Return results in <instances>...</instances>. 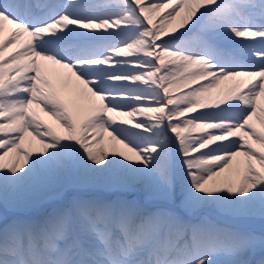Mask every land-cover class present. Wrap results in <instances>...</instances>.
Returning a JSON list of instances; mask_svg holds the SVG:
<instances>
[{
    "label": "snow or ice",
    "instance_id": "1",
    "mask_svg": "<svg viewBox=\"0 0 264 264\" xmlns=\"http://www.w3.org/2000/svg\"><path fill=\"white\" fill-rule=\"evenodd\" d=\"M48 194L0 264H254L264 0H0V206Z\"/></svg>",
    "mask_w": 264,
    "mask_h": 264
},
{
    "label": "rangeland",
    "instance_id": "2",
    "mask_svg": "<svg viewBox=\"0 0 264 264\" xmlns=\"http://www.w3.org/2000/svg\"><path fill=\"white\" fill-rule=\"evenodd\" d=\"M75 191L74 190H71L65 197V194L63 195V199L66 201L68 199H71V197L73 195H75ZM49 197H53V195L51 194H48L47 198ZM46 198V199H47ZM60 202H54L52 203L51 205H48L47 206V210H51L52 208L56 207ZM43 205L41 204L39 208L37 209H23V211H25L26 213H32V212H38V210L42 207ZM14 211V209L12 210L11 208L8 209L7 211H5V209L3 208V206H0V223L2 224L3 223V220L5 217L7 218H13L14 216L13 215H20V214H16V212H12ZM213 218H216V219H219L217 218L215 215L213 214H210ZM228 223H231L232 221H226ZM249 227L255 229V231L260 234L261 232V224H255V223H251L250 225H248ZM258 252L260 253L261 251L259 249H257ZM262 257H264V252L263 254L259 257V258H256L253 260L254 264H256V262H258Z\"/></svg>",
    "mask_w": 264,
    "mask_h": 264
},
{
    "label": "bare ground",
    "instance_id": "3",
    "mask_svg": "<svg viewBox=\"0 0 264 264\" xmlns=\"http://www.w3.org/2000/svg\"><path fill=\"white\" fill-rule=\"evenodd\" d=\"M105 136H106V134H105ZM103 147H108V143H107V140H104L103 141V145H102ZM56 201H59V199L58 198H56V197H51V198H47L46 200H45V202H44V204L43 205H47V203H49V202H56ZM45 208L44 207H42L41 209H40V211H42V210H44ZM39 211V212H40ZM37 214V213H36ZM36 214H33V215H31V216H35ZM253 223H260L258 220L257 221H255V222H253Z\"/></svg>",
    "mask_w": 264,
    "mask_h": 264
}]
</instances>
